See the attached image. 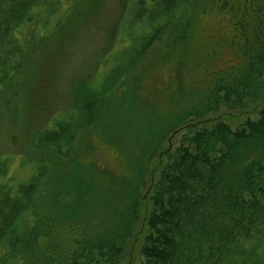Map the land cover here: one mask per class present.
<instances>
[{"label": "trees", "instance_id": "trees-1", "mask_svg": "<svg viewBox=\"0 0 264 264\" xmlns=\"http://www.w3.org/2000/svg\"><path fill=\"white\" fill-rule=\"evenodd\" d=\"M91 1L0 0V117L14 94L30 117L49 119L34 137L38 153L27 157L35 165L30 179L14 187L11 164L0 159V264L121 263L142 172L128 218L110 223L81 221L66 185L85 143L93 144L99 116L121 91L142 94V109L181 112L160 131L157 146L173 130L185 131L149 186L143 264H264V109L235 129L201 120L221 107L264 105V0H128L116 36L130 39L126 56H112L116 65L102 87L82 89L74 104L54 113L51 64L70 15ZM30 48L39 51L32 67ZM162 66L165 86L157 83Z\"/></svg>", "mask_w": 264, "mask_h": 264}, {"label": "rangeland", "instance_id": "rangeland-1", "mask_svg": "<svg viewBox=\"0 0 264 264\" xmlns=\"http://www.w3.org/2000/svg\"><path fill=\"white\" fill-rule=\"evenodd\" d=\"M67 1L73 4L72 0ZM91 2V5L88 3L87 7L80 8L82 10L77 16L70 15L71 21H68L61 48L52 61L54 78L49 80V92L54 113L70 107L72 102L74 104L78 100L75 97L82 89L95 91L102 87L104 74L116 65L112 56L121 54L120 58L124 59L125 51L131 44L128 37L120 36L116 39L127 11L128 0ZM76 8L79 9V6ZM47 44L41 42V45ZM36 53H39L37 48H30L26 65L32 67ZM166 67L160 68L163 76L157 80L163 86L167 83ZM22 77H26V74ZM194 77L193 83L198 81V74ZM123 90L126 91L127 87ZM142 108V94L117 92L113 107L99 116L95 133L90 138L93 144L85 143L94 149L88 147L84 157L78 156L76 173L67 184L63 183V188L65 184L70 187V200L81 221L100 220L110 223L121 217L128 218L136 181L142 172L140 203L137 217H134L135 229L120 264L144 263L141 247L148 233L146 217L151 209L149 186L161 165L167 163V152L177 147L185 133L176 129L180 132L176 134L173 130L157 146L160 131L177 123L182 114L180 111L168 114L165 109ZM261 109H264V105L257 102L250 103L244 109L221 107L201 120H207L208 127L215 124V121H225L235 129L249 118H256V113ZM48 120L45 115L30 117L24 102L14 97V94H9L8 101L4 102L0 117V159L11 164L10 173L16 178L14 187L33 176L35 165L27 162V157L38 153L32 148L34 137L40 128L48 124ZM108 136L113 137L110 141L112 144L106 141ZM154 152L153 165H150L146 173L145 163Z\"/></svg>", "mask_w": 264, "mask_h": 264}]
</instances>
